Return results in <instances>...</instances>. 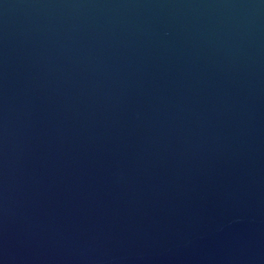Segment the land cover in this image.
<instances>
[{
	"label": "water",
	"instance_id": "obj_1",
	"mask_svg": "<svg viewBox=\"0 0 264 264\" xmlns=\"http://www.w3.org/2000/svg\"><path fill=\"white\" fill-rule=\"evenodd\" d=\"M0 264H264V0H0Z\"/></svg>",
	"mask_w": 264,
	"mask_h": 264
}]
</instances>
